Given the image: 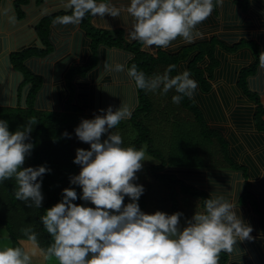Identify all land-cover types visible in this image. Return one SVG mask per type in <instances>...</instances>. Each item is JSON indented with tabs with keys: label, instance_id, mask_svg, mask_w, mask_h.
<instances>
[{
	"label": "clouds",
	"instance_id": "obj_1",
	"mask_svg": "<svg viewBox=\"0 0 264 264\" xmlns=\"http://www.w3.org/2000/svg\"><path fill=\"white\" fill-rule=\"evenodd\" d=\"M220 4L222 0L215 4L213 0H129L117 7L111 0H66L64 8L71 15L57 17L56 23L79 25L89 14L104 20L105 15L116 18L125 13L130 18L129 41H138L148 50L167 49L177 38L191 43L202 37L197 26ZM259 66L264 68V52L259 54ZM175 67L169 65L162 75L147 77L133 64L127 75L140 90H160L166 95L174 89L172 102L179 104L193 96L198 83L188 70L171 76ZM105 68L125 71L120 63L105 64ZM99 111L102 114L82 119L74 129L79 141L90 145L88 150L76 149L73 163L80 171L70 177L82 194L64 188L61 201L40 217L51 243L40 248L35 231L24 228L26 240L17 246H0V264H34L38 258L46 264H218L222 251L231 253L238 241L252 239V227L237 213L236 205L223 197L205 199L203 210L195 211L183 225L182 212L142 211L138 201L144 187L135 181L146 150L123 146L121 135L113 131L131 117V111L124 105ZM31 132V127L10 131L8 122L0 119V183L14 179L15 199L40 208L44 197L38 178L51 170L43 165L24 167L33 149L28 142ZM105 134L107 138L102 139ZM63 135L71 138L67 132ZM125 197L130 202L125 204ZM77 199L85 204L74 203Z\"/></svg>",
	"mask_w": 264,
	"mask_h": 264
},
{
	"label": "crops",
	"instance_id": "obj_2",
	"mask_svg": "<svg viewBox=\"0 0 264 264\" xmlns=\"http://www.w3.org/2000/svg\"><path fill=\"white\" fill-rule=\"evenodd\" d=\"M240 1L245 0H222V4L197 26L202 37L191 43L177 38L167 49H159L175 53L184 46L216 39L226 47L253 42L258 54L264 52V0H246L245 7L238 5ZM213 2L215 4V0ZM65 3L66 0H28L15 5V0H1L0 108L62 111L67 97L63 76L70 65L87 62L89 40L78 25L72 27V24L55 20L47 27L48 45L45 46L36 27L55 12L70 13L71 10L64 8ZM111 3L117 7L127 4L115 0ZM89 23L96 29L120 30L126 42H134L127 39L130 18L125 13L116 18L105 15L104 20L90 15ZM141 49L155 52L158 48L148 50L141 45ZM24 52L28 54L21 55ZM214 55L218 66L209 80L210 91L203 93L198 84L190 99L203 113L208 128L218 132L225 141L228 158L240 168L194 170L201 172L200 179L181 176V170L169 169L168 172L187 179L186 182L207 199L223 197L233 202L237 213L252 227L251 240L238 241L231 253L222 251L229 264H264V132H258L254 126L256 104L248 100L237 85L239 72L254 62V55L248 48L228 53L220 47L215 48ZM131 58L127 51L100 45L95 67L84 77L75 76L72 80L73 104L85 115H100L99 110L109 106L115 111L121 105L132 113L137 106V94L126 71ZM116 63L124 64L125 71L106 70L105 64ZM187 64L188 60L178 63L177 73L187 70ZM206 65L204 59L200 67ZM246 87L257 95L264 110V68L258 66L247 77ZM203 205V202L187 201L182 212L186 219H191L195 211L203 210ZM26 245L31 249L30 244L26 242ZM43 263L46 262L42 258L34 259V264Z\"/></svg>",
	"mask_w": 264,
	"mask_h": 264
},
{
	"label": "trees",
	"instance_id": "obj_3",
	"mask_svg": "<svg viewBox=\"0 0 264 264\" xmlns=\"http://www.w3.org/2000/svg\"><path fill=\"white\" fill-rule=\"evenodd\" d=\"M115 1L129 3V0ZM27 2L28 0H15V5H21ZM238 5L245 7L246 0L238 2ZM65 15H71V12H55L52 15L42 19V21L36 27L37 33H39V36L42 38L45 46L48 45L47 27L52 21H55L57 17H62ZM89 17L90 14L86 15L78 25V27L85 33L86 38L89 40V57L86 63L77 65L72 64L65 72L63 81L67 91V97L65 99L62 111L40 112L32 109L31 107L21 109L0 108V116L8 122L10 131L14 132L18 128L19 130H24L25 127H31L32 129L28 142L33 144V149L30 155L26 157L24 167H38L43 165L51 170L49 173L43 175L42 178H38L42 181L41 191L44 197L42 206L40 208H36L35 205L30 208L24 202L15 199L14 190L16 187V182L14 179L6 180L3 183H0V226L6 229L11 246H17L19 240H26V238L23 237L21 231H16L18 227L13 226V223H20L23 228H31L34 231L37 230L36 234L39 246L40 248H46L51 243V237L44 229L40 221V217L45 214L46 209L61 201L62 190L64 188L71 187L77 191L78 196L82 194V190L79 188V186L72 185L70 183V177L73 175H78L80 171V166L73 163L76 155V149L83 148L88 150L90 149V145L79 141L75 135V127L70 128L69 123L60 122L57 115H77L76 118H69L68 120L69 122L74 121L76 124H79L82 119L94 118L95 115H85L77 105L73 104L75 90L72 80L75 76L84 77L91 69L95 67L97 63V48L100 45H103L109 49L116 48L129 52L132 55V58L126 64V71L127 68L135 64L138 70L143 71L147 77H152L157 74L162 75L168 66L173 64L176 67L172 70L170 75L175 76L178 74V63L188 60L187 70L197 81L203 93H208L210 91L209 80L212 79L213 72L218 66V61L214 55L216 47H220L228 53L236 52L241 48L250 49L254 55V62L249 67L244 68L239 72L237 85L242 91L243 95L248 100L256 104V110L253 116L254 126L258 132H264V110L259 103L257 95L249 92L246 87L247 77L252 75L259 66V54L257 52L258 47L253 42H241L231 47H226L216 39H211L206 43H196L190 46H184L175 53H166L159 48L155 52H149L142 50L141 44L138 41H134L132 43L126 42L120 30L107 31L93 28L89 23ZM74 26L75 25L72 24V27ZM26 54H28V52L21 55ZM190 56H192L191 59H189ZM204 59L207 60V65L205 67H200V64ZM170 92L173 93L172 91ZM136 94L137 106L131 113V117L122 121V128L123 130L125 128L128 130V127L130 126L131 131H129V139L131 140L130 142H132V146H135L138 149L140 144L147 143V152L149 154H155L154 151H151V146L148 142L149 131L145 127L143 121L140 120V117L142 115H149L152 108L151 104L153 103L151 101H153V99L156 98L158 94L161 95V91L157 90L155 93H153L136 88ZM43 97H47L45 92ZM168 99L169 101H172V97ZM168 99L165 98L162 101L166 102ZM178 105L184 109H187L193 114L195 121L199 124L200 135L204 142L203 145H211L210 143L215 140L219 143L221 150L225 154V161L222 163L223 165L205 168H240L228 158L225 141L218 132L208 128L203 117V113L195 105V103L190 98L184 97ZM65 132L69 133L71 138H66L63 135ZM162 168H164V163L162 164ZM169 169L181 170V176L186 178L190 176L192 178L195 177L200 179L202 177L201 172H193L194 170H198V168H166L162 171L161 169L157 170L155 166H152L149 169V173H145V175H143V178L147 176V179L144 181L146 182V186L144 187L146 188V194L143 193L138 201L142 211L144 210V196L151 194V191L154 193L157 192V194L163 196V198L161 197L162 200H158V202L160 201L162 203L161 208L163 211L169 210L171 212L177 209L175 208V204L174 208L173 205H168L174 198L183 197L182 203L186 204L187 201H192L196 197L204 196L197 190L193 189L191 185L186 182L187 179L183 180L182 177L178 178L176 175L169 173ZM155 182L162 185L159 186L157 190L155 188ZM135 183L141 185V183L137 182V180ZM160 191H163L164 194H162ZM205 199L207 198L205 197ZM128 202H130L129 199L125 197L124 203L126 204ZM201 202L204 203L205 200ZM74 203L85 204V202L80 199H77L74 201ZM176 204L180 205V203ZM86 206L93 205L87 203ZM182 217H184L186 220L184 213ZM218 264H229L226 255L222 252L219 254Z\"/></svg>",
	"mask_w": 264,
	"mask_h": 264
},
{
	"label": "rangeland",
	"instance_id": "obj_4",
	"mask_svg": "<svg viewBox=\"0 0 264 264\" xmlns=\"http://www.w3.org/2000/svg\"><path fill=\"white\" fill-rule=\"evenodd\" d=\"M40 1V0H39ZM20 5V4H18ZM43 33V31L41 30ZM165 94H158L156 98L153 99L151 104L152 108L148 116L142 115L140 120L143 121L145 127L149 131L148 142L150 143L151 151H154L155 154H149L147 152V143L140 144L138 149L144 148L146 150L145 161L143 162L142 170L137 172L138 177L137 182L141 183L143 187L146 186L147 176L143 178L145 173H149V169L152 166H155L157 170H164L166 168H205V167H215L223 165L225 161V154L220 148V145L215 140L211 142V145H203V139L201 138L199 131V124L195 121L193 114L180 107L178 104H174L172 101H169L168 98H171L173 95H176L174 90H171ZM167 98L166 102L162 100ZM60 122L69 123V127H77L79 124H76L74 121H68L69 118H76L77 115L71 114H61L57 115ZM0 119L5 120L0 116ZM126 128L123 130L122 122L115 128L113 131L118 132L124 142L123 146H132V142L129 139V131ZM107 138V134L104 137ZM164 163V168L162 164ZM151 180V179H149ZM161 180V179H159ZM159 186H162L155 182V188L158 189ZM162 194L163 191H160ZM144 193L146 194V188H144ZM159 194L151 191V194L144 196V212L152 214L155 211H163L161 208L162 203L158 200H162ZM185 197V196H184ZM164 200V199H163ZM183 197L174 198L168 204L169 206L173 205V208H177L175 211L165 210L168 214L174 212H182L185 210L184 204L182 203ZM205 197H196L193 201L197 204L204 201ZM176 203H180L177 205ZM185 218L181 217V224H184ZM18 229L16 231H21L24 229L20 223L14 224ZM37 230H35L36 233ZM39 234V233H38ZM10 245L11 242L8 237L7 231L4 227L0 226V246ZM44 264V263H43ZM46 264V263H45ZM47 264H55V261L47 262Z\"/></svg>",
	"mask_w": 264,
	"mask_h": 264
}]
</instances>
